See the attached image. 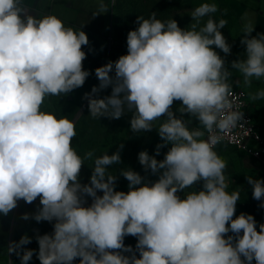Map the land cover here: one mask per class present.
Listing matches in <instances>:
<instances>
[{"label": "clouds", "instance_id": "clouds-1", "mask_svg": "<svg viewBox=\"0 0 264 264\" xmlns=\"http://www.w3.org/2000/svg\"><path fill=\"white\" fill-rule=\"evenodd\" d=\"M217 10L202 3L191 13L195 22L183 29L155 12L137 17L139 26L127 34V54L95 69L99 85L84 96L93 118L120 119L130 112L133 133L151 131L165 118L155 127L163 141L156 156L171 145L164 159L146 150L138 154L145 172L159 178L149 182L131 168L120 169L128 181L124 192L115 190L118 176L108 171L122 162L124 145L96 157L90 182L81 184V168L94 152L81 157L72 147L75 122L42 110L46 98L82 87L90 75L83 68L87 34L55 15L28 14L22 0H0V214L39 197L41 207L31 218L55 221L52 234L36 237L40 264H73L76 258L79 264H264V223L257 231L251 214L233 218L240 193L227 190V164L214 151L221 133L243 119L230 99L232 71L213 48L231 54L221 32L227 21L210 17ZM106 11L101 3L94 17ZM253 30L246 25L240 41L246 58L231 62L246 86L264 78V33L249 38ZM109 86L111 95L94 97ZM250 99H264V90ZM174 101L182 102L180 118ZM183 114L194 116L203 130L190 128ZM246 179L264 207V180ZM197 182L199 191L193 188ZM186 189L193 190L178 195ZM129 235L137 238L135 250L124 244ZM30 243L25 234L9 243L8 253L28 264L35 250L23 246Z\"/></svg>", "mask_w": 264, "mask_h": 264}, {"label": "rangeland", "instance_id": "rangeland-1", "mask_svg": "<svg viewBox=\"0 0 264 264\" xmlns=\"http://www.w3.org/2000/svg\"><path fill=\"white\" fill-rule=\"evenodd\" d=\"M202 3L216 4L218 10L210 14V17L217 22L220 19L227 21L225 28L221 29V32L232 46L231 54L225 56L220 49L215 48V46L213 48L221 57L225 58L226 66L232 71V76L228 81L230 86L246 92L247 106H253L254 111H256V100L250 99L249 95L257 92V84L264 83V78L260 80L253 78L251 86H246L242 75L231 69V62L246 58L244 56L246 46L240 42L244 36L243 30L246 25L254 26L249 38L256 36L258 33H264V0H106V14L108 25L110 26L108 39L105 41L106 44L101 51L89 52V49H82L86 53L83 68L90 72L84 85L66 95L48 97L42 106V110L55 113L58 118L65 116L75 122L76 136L72 140V147L81 157L89 151L94 152L93 159L85 160V165L81 168L79 175L81 184L90 182L94 159L105 152L109 155L115 153L121 143L124 145L120 151L122 162L108 169L110 174L118 176L115 190L124 192L129 190L128 181L123 176L118 175L119 170L123 168H131L149 182H155L159 178L158 174L154 175L150 170L145 172L143 166L139 163L138 154L146 150L149 155L155 156L157 160L164 159V155L171 145L161 148L160 155L156 156V146L163 143L156 128L159 127L165 118L162 117L160 120L155 121L154 128L151 131L133 133L130 128L132 113L126 112L120 119L93 118L89 115L88 101L84 96L85 93H91L94 86L99 85V80L95 75L96 68L104 66L110 61L114 62L121 55L127 54V34L139 26L136 22L137 17L149 18L155 12L156 18L162 22L175 19L178 26L182 29L190 28L191 24L195 22L192 21L191 13ZM208 18L207 16L202 18L198 27H202ZM110 75L114 76V71ZM111 91L112 88L109 86L94 94V97L104 98L111 95ZM180 106L181 104L177 101H174L172 106V110L178 118L181 117V113L178 111ZM183 119L185 121L191 120V123H189L190 128H201L203 130L194 116L183 114ZM214 151L226 161L227 167L224 170V174L228 183L227 190L240 193V200L236 204V212L233 218L241 213L251 214L257 222V231H259V225L264 223V220H258L255 214L264 207L260 206L261 201L253 199L252 188L248 184L246 177L251 176L264 180V175L253 172L249 167L250 165H248L249 162L260 164L261 161L245 156L236 149L225 145H218L214 148ZM247 157L250 160H247ZM193 188L196 191L201 190L202 182H197ZM192 190L186 189L185 193L180 192L178 195L183 196ZM97 194L102 195V192ZM86 199L87 204L90 205L92 202L91 197H86ZM39 207H41L39 197L32 204L20 200L17 207L7 216L0 214V264H21L20 258L15 253H8V246L12 241H19L25 234L31 238V243L23 247L35 250L28 264H40L37 256L39 245L36 237L38 235L52 234L55 221L37 222L31 218ZM25 213L30 216L28 220L21 218ZM227 235L234 234L229 232ZM136 243V237L129 235L124 239L125 246H132L133 250H135ZM125 255L131 254L125 253ZM79 259L76 258L73 264H79ZM252 264H255V260L252 261Z\"/></svg>", "mask_w": 264, "mask_h": 264}, {"label": "crops", "instance_id": "crops-1", "mask_svg": "<svg viewBox=\"0 0 264 264\" xmlns=\"http://www.w3.org/2000/svg\"><path fill=\"white\" fill-rule=\"evenodd\" d=\"M22 2L28 14L38 18L45 15H55L64 22L65 26L83 30L88 36L89 44L82 46V49H89L91 52L101 51L104 48L110 28L107 11L95 17L94 13L98 12L101 3L107 7L106 0H22ZM260 90H264V83L257 84L256 91ZM177 102L182 104L181 101ZM256 105V111H254L253 106H247V111H250L249 114L254 119L256 128L264 134V99L256 100ZM247 160L250 158L247 157ZM248 165L253 172L264 175V162L260 164L249 162ZM255 215H257L258 220H264V208L257 211Z\"/></svg>", "mask_w": 264, "mask_h": 264}, {"label": "built area", "instance_id": "built-area-1", "mask_svg": "<svg viewBox=\"0 0 264 264\" xmlns=\"http://www.w3.org/2000/svg\"><path fill=\"white\" fill-rule=\"evenodd\" d=\"M230 99L233 102V110L243 113V119L231 130L221 133L223 138L214 148L218 145H225L246 156L264 162V134L256 128L254 119L247 111V93L231 86ZM207 137L208 134L205 133L204 139Z\"/></svg>", "mask_w": 264, "mask_h": 264}]
</instances>
